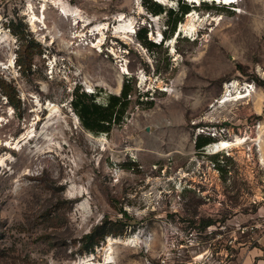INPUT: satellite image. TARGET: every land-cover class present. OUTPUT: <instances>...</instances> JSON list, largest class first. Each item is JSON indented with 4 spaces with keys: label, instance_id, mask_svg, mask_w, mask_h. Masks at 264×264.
<instances>
[{
    "label": "rangeland",
    "instance_id": "obj_1",
    "mask_svg": "<svg viewBox=\"0 0 264 264\" xmlns=\"http://www.w3.org/2000/svg\"><path fill=\"white\" fill-rule=\"evenodd\" d=\"M221 1L0 0V264H264V0Z\"/></svg>",
    "mask_w": 264,
    "mask_h": 264
},
{
    "label": "trees",
    "instance_id": "obj_2",
    "mask_svg": "<svg viewBox=\"0 0 264 264\" xmlns=\"http://www.w3.org/2000/svg\"><path fill=\"white\" fill-rule=\"evenodd\" d=\"M150 8L154 14H161L164 12L163 5L156 1L150 6ZM190 11L191 6L185 4V2L180 4V9L175 16L172 32H175L177 23L182 21L184 15ZM173 12L174 11L171 10V13ZM144 40H146L147 44L156 45V43H153L152 41H147L146 38H144ZM131 92V84L127 81L124 83L120 95L112 94L108 98V102L106 104H100L95 101L94 95L86 92L80 93L79 89H77L72 104L81 120L82 125L87 130L95 133L109 132L114 124H121L123 121L131 102L129 98ZM211 141L212 137H204L202 135L198 136L196 139V147L200 149L206 144L211 143ZM202 221L204 225L208 226L214 222L211 218H203ZM95 232L96 231L93 230L87 234L86 237H95ZM96 244H98V242Z\"/></svg>",
    "mask_w": 264,
    "mask_h": 264
},
{
    "label": "bare ground",
    "instance_id": "obj_3",
    "mask_svg": "<svg viewBox=\"0 0 264 264\" xmlns=\"http://www.w3.org/2000/svg\"><path fill=\"white\" fill-rule=\"evenodd\" d=\"M226 1H232V0H226ZM69 10H70V9H69ZM66 11H67V10H66ZM64 14H65V13H64ZM50 110H51V111H50V118H49V120H47L46 124L44 125L43 131H42L43 137L47 139V144H46V146H41V145L36 144V149H39L40 152H41V151L43 152V150H46V149H48V150L51 151V147H53V146L59 144L58 142L54 141V133H53V131H49V130H48V126H49L50 124L54 123V120H55V117H56V116L54 117L55 111L53 110V108L50 109ZM57 120H58V119H57ZM30 131H31V130H30ZM34 134H35V133L32 132V135H34ZM29 136H30V135L25 134V135H23V136L20 138L19 141L24 140V139H27ZM232 145H234L233 142L225 141V142H221V143H219V144H215V145L213 146V148H214V149H220V148H224V147L232 146ZM61 146H62V145H61ZM44 153H45V152H44ZM71 187H72V193H76V192H78V193H80V194L83 193V190L80 189V188H78L75 184L72 185ZM81 205H82L84 208L88 209L89 199H85V200L81 203Z\"/></svg>",
    "mask_w": 264,
    "mask_h": 264
}]
</instances>
